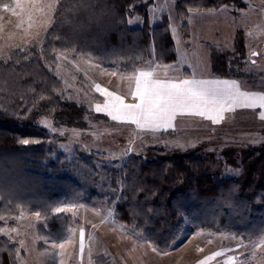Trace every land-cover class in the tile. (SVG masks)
<instances>
[{
    "label": "trees",
    "instance_id": "obj_1",
    "mask_svg": "<svg viewBox=\"0 0 264 264\" xmlns=\"http://www.w3.org/2000/svg\"><path fill=\"white\" fill-rule=\"evenodd\" d=\"M12 1L0 0V7ZM241 3L177 0L176 13L187 35L189 9ZM134 15L142 22L130 26ZM151 48L157 64L175 62L168 19L151 25L144 0H59L41 48L16 49L9 60H0V215L5 217L0 228L13 227L21 212L39 211L40 236L60 240L72 220L68 214H55L56 207L110 198L116 201L117 220L162 251L172 249L186 225L192 232L227 234L244 243L264 236V155L249 156L253 161L243 177L221 178L207 172L198 152L152 148L148 159L126 160L118 189L111 179L109 191H93L85 198L91 186L81 179L86 180L87 170L97 178L95 163L84 164L88 169L80 168V174L75 163L57 152V137L39 125L50 116L67 127L85 126V110L60 96L62 83L55 75L59 54L74 53L130 74L149 58ZM23 139L29 144L20 143ZM19 256L18 242L0 232V264H18Z\"/></svg>",
    "mask_w": 264,
    "mask_h": 264
},
{
    "label": "rangeland",
    "instance_id": "obj_2",
    "mask_svg": "<svg viewBox=\"0 0 264 264\" xmlns=\"http://www.w3.org/2000/svg\"><path fill=\"white\" fill-rule=\"evenodd\" d=\"M144 2L151 25L162 17L168 19L176 52V60L171 65H175L180 74L190 78L195 72L198 79L236 80L242 91L264 92V0H243L240 5L192 11L187 19L188 36L176 13L177 0ZM30 4L31 0H20L17 7L16 0H13L7 8L5 5L0 7L1 61L9 60L10 52L16 49L41 48L55 11L51 24L42 27L36 22V15L31 19L26 15ZM141 22L138 15L129 18L130 26ZM252 51L260 55L252 57ZM221 58L224 70L218 65ZM57 59L55 75L62 83L60 96L63 100L75 101L85 110V126L67 127L57 124L50 116L42 117L38 123L57 137L56 150L69 163L84 170L88 169L85 167L88 163H95L97 178L89 176L87 170L84 175L87 181L81 179L82 184L91 186L85 198L93 191H109L111 179L115 180L118 189L126 160L130 156L148 159L152 148L180 154L198 152L205 160L207 172L221 178L243 177L253 161L249 156L264 155V120L260 119V112L264 109L237 108L235 112L225 113V119L215 125L199 116H177L174 127L167 131H142L133 124L112 121L94 110L97 103L104 102V96L95 90L96 84L123 95L128 103L133 102L128 94L127 79L133 73L119 72L74 53L59 54ZM252 60L256 63L252 64ZM150 64L158 65L157 72L162 77L165 75V65L156 63L153 48L149 58L135 72L147 70ZM112 72L115 75L110 74ZM167 75H174L173 70H167ZM41 121L49 122L56 131L44 127ZM82 169L80 174L84 172ZM115 204L116 201L110 198H94L58 206L83 205L72 212H64L71 217L72 226L60 240L49 239L45 243L39 234V219L32 212L20 213L15 225L4 228V233L16 240L23 252L18 264H60L61 260L64 264H201V261L204 264H225L230 256L237 257L235 264H264L261 239L254 243H240L227 234L192 232L188 225L172 249L154 251L149 241L139 236L133 227L117 220ZM13 228L15 232L11 231ZM81 228L85 233L82 256L79 252ZM69 236L71 240L65 243L63 256H58L60 250L52 249L51 243L62 242ZM221 251L224 255L207 259Z\"/></svg>",
    "mask_w": 264,
    "mask_h": 264
},
{
    "label": "snow or ice",
    "instance_id": "obj_3",
    "mask_svg": "<svg viewBox=\"0 0 264 264\" xmlns=\"http://www.w3.org/2000/svg\"><path fill=\"white\" fill-rule=\"evenodd\" d=\"M16 2L17 7H19L20 0H16ZM58 2L59 0H31L26 15L30 19L36 15V22L40 26L45 27L51 24L52 12L56 10ZM7 7L5 5V8ZM189 11L191 12L192 9H189ZM35 35L38 36L39 33ZM259 55L260 53L256 51L251 52L252 57ZM251 62L252 64L256 63L255 60ZM153 64H150L147 70H137L127 77L129 80L128 94L131 95L133 101L131 103L126 102L123 95H117L101 87L100 84H96L95 90L104 96V102L95 105V112L105 114L112 121L133 124L137 129L155 133L173 128V122L177 116H199L211 121L215 125L225 119V113L235 112L237 108L264 109V92L242 91L240 83L236 80L219 78L198 79L195 72L189 78L180 74L176 66L171 64L164 66L165 75L162 77L156 70L158 65L153 66ZM169 69L173 70L174 75H167V70ZM110 74L115 75L114 72ZM133 82L134 88L132 87ZM260 119L264 120V111L260 112ZM40 124L52 132L56 131L47 121H41ZM60 134L63 135V132ZM29 142L28 139L20 141L24 145L29 144ZM128 151L130 153L131 149ZM78 207H83V205L56 207L54 212L55 214L72 212ZM21 215H23V212H21ZM42 215L39 211L35 212V216L38 219ZM109 215H112V213H109ZM4 219L5 217L0 215V220ZM43 223H47L46 217ZM4 231V228H0V232ZM11 231L15 232L16 229L13 228ZM79 237V252L82 256L85 251V233L83 228L80 229ZM42 239L45 240V243L49 242L48 237H43ZM69 240H71V236L65 237L62 242H52L51 248L60 250L57 255L63 256L65 243ZM260 242L264 244V236L261 237ZM20 244L23 246V241H20ZM152 247L154 251H162L154 242L152 243ZM89 251L91 252V250ZM221 255H224V251L216 252L212 256L207 257V259L211 260L214 256ZM236 259L237 257L230 256L225 261V264H235ZM60 264H64L63 260L60 261ZM201 264H204V262L201 261Z\"/></svg>",
    "mask_w": 264,
    "mask_h": 264
}]
</instances>
